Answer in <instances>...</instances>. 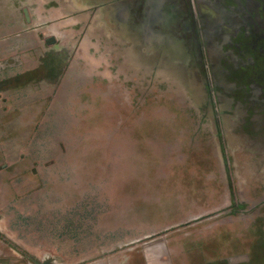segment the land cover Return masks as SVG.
Here are the masks:
<instances>
[{
	"label": "rangeland",
	"instance_id": "obj_1",
	"mask_svg": "<svg viewBox=\"0 0 264 264\" xmlns=\"http://www.w3.org/2000/svg\"><path fill=\"white\" fill-rule=\"evenodd\" d=\"M35 1L0 0L3 238L45 264L264 240V0H68L40 29L64 0Z\"/></svg>",
	"mask_w": 264,
	"mask_h": 264
},
{
	"label": "crops",
	"instance_id": "obj_2",
	"mask_svg": "<svg viewBox=\"0 0 264 264\" xmlns=\"http://www.w3.org/2000/svg\"><path fill=\"white\" fill-rule=\"evenodd\" d=\"M20 1L23 3L21 6L22 8L19 7V10L22 11V14H25L24 16H26L27 12L26 7L32 8L31 5H38V2L35 0ZM74 1L77 2V4H80L81 2L88 3V8H92L90 6V2L93 6L94 2H96V0ZM67 2L68 0H64L63 2H58V4L55 5L54 1H47L37 6L36 8H39V12H43L45 15L47 14L49 16L46 20L47 22H45L42 26L40 24L37 28H44V26L51 28L52 26H56L58 24L57 20L54 17H50V15L54 10H64V4ZM88 8L85 7L84 10H87ZM101 16L104 17L105 14L103 13ZM107 25H109V23H107ZM61 30L63 29L61 28ZM258 239L259 240H256L254 237L253 240L251 239L246 243L233 244L231 248L220 254H208L206 257L199 256V258L194 259L188 256L183 260L176 257V253L170 247L171 245H166L167 247L164 248V258H161L157 252H152L151 255L143 252L142 261L143 264H161V262L163 264H264V240H261L260 238ZM44 262L45 259H43V257L33 258L31 254L27 256L25 253L17 250L13 244L7 242L0 234V264H45Z\"/></svg>",
	"mask_w": 264,
	"mask_h": 264
}]
</instances>
